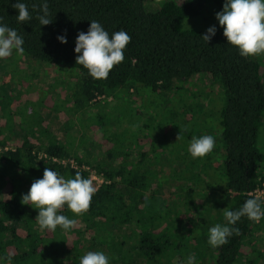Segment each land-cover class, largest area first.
Masks as SVG:
<instances>
[{
    "label": "trees",
    "instance_id": "16d2710c",
    "mask_svg": "<svg viewBox=\"0 0 264 264\" xmlns=\"http://www.w3.org/2000/svg\"><path fill=\"white\" fill-rule=\"evenodd\" d=\"M148 1L155 0H47L53 22L40 25L32 5L43 0H24L33 17L28 23L17 21L18 10L12 7L17 0H0V17L23 38V54L77 72L69 95L74 102L65 109L68 113H89L93 106L101 105L100 98H113L111 106L126 100L115 92L145 88L162 94L173 90L181 93L189 86L216 88L224 96L219 113L223 162L216 167L207 161L199 175L192 173L185 178L190 182L182 212L174 201L173 189L166 190V176L147 163L145 151L129 144L138 137L128 126L137 127L138 119L123 118L116 105V118L115 112L104 117L100 111L87 119L88 129L95 134L94 153L89 156L86 150L83 153L84 138L72 142L69 134L61 135L48 125L50 114L46 118L44 113V118L30 125L13 119V115L7 119L0 116V258L11 255L12 264H80V258L89 252L87 243L95 241L105 246L109 264H186L192 254L196 264H264V250L258 248L255 237L257 229L264 230V218L255 223L242 217L232 226L238 227L240 234L212 248L202 233L193 235L188 217L197 206V194L190 184L194 179L201 182L203 176L210 175L203 191L215 195L220 202L217 205L233 211L242 207L250 193L255 195L264 187V155L258 148L264 114L260 65L253 58L242 57L238 48L228 44L222 30H217L208 44L201 37L207 32L185 29L184 23L202 11L199 0L183 4L166 1L156 11L146 10ZM210 1L223 10L225 0ZM92 20L110 37L120 30L131 36L124 61L106 80L93 79L87 69L76 64L77 36L81 31L87 33ZM59 36H65L67 43H61ZM194 81L203 87L194 86ZM178 117L188 121L181 138L191 140L189 132L193 133L199 123L195 108L182 116L175 113L173 124ZM143 126L141 123V133L146 132ZM188 154H181L180 159L185 160ZM197 163L192 158L193 168L180 177L192 172ZM47 167L65 178H74L79 171L84 178L95 174L104 180L102 184L93 181L97 191L85 215L75 217L67 208L62 211L78 221L76 228L66 233L59 227L55 232H41L35 221L38 210L21 203ZM214 170L220 175L213 174ZM221 176V184L212 183ZM179 227H186V232L179 234ZM0 264L7 261L0 259Z\"/></svg>",
    "mask_w": 264,
    "mask_h": 264
},
{
    "label": "rangeland",
    "instance_id": "374dc122",
    "mask_svg": "<svg viewBox=\"0 0 264 264\" xmlns=\"http://www.w3.org/2000/svg\"><path fill=\"white\" fill-rule=\"evenodd\" d=\"M166 1L171 0H155L150 3L148 1L146 3V10L156 11ZM172 1L179 4L188 1L192 3L197 2V0ZM199 1L203 7L202 11L199 12L198 17L187 20L184 23L185 29L207 32L208 28L215 26L217 30L223 31L216 18V14L222 10L217 9L210 0ZM253 59L260 65L262 82L264 84V56H257ZM76 76L77 72L68 66L46 64L26 54L18 56L14 50L10 58L0 60V116L3 117L5 115L7 119L13 115V119L19 118L21 123L30 125L31 122L34 123V120H37L39 117L44 118V113L46 114V118H48L47 114H50L48 125L53 130H58L60 134H69L70 141L72 142H80L84 138L83 153L86 150L89 156L94 153V150L91 148H93L92 139L95 138V134L92 132V129H88L87 119L89 116L100 111H104L103 116L108 117L109 114L115 112L113 109L115 108L114 105H116L123 118L129 117L131 121L138 119L136 123L137 127L128 126V128H131L133 135L137 131L139 140L134 138L129 141V144L134 143L141 151H145L148 157L147 163L151 166L153 165L156 171L166 176L167 182H169L166 190L173 189L175 192V200H173L176 202L179 211L184 212L186 193L188 191L186 184L190 182V179L185 178L191 176L192 173L195 176L199 175L203 170L204 163L207 161L210 164H216V167H219L220 163L223 162L225 149L219 139V113L224 104L223 94L221 95L216 88H205L203 90L202 88H192V86H189V89L181 93L173 90L162 94H152L150 90L141 88L133 93L128 91L115 92L114 95H124L126 100L116 101L113 106L110 105L113 98H109L108 100L100 98L98 101L100 100L101 107L93 106L89 110V113L81 112L76 115L75 113H68L65 110L67 107L69 108L70 101L72 102L71 105L74 102L73 98L69 97V95L74 87ZM200 84L201 82L198 81L193 82L194 86L203 87ZM191 108H195L199 121L193 133L188 131L191 134V139L194 136L211 135L215 138V148L204 159H196L198 162L197 166L192 172L189 171L182 178L180 177L181 174L191 167L190 160L192 157L189 153L185 159L188 164L185 163L184 158H180L181 154L186 156V153H188L191 140L189 138H181V133L183 134L188 121H185L182 117H178L176 123L173 124V120L175 113L182 116L184 112L191 111ZM114 114L116 118V112ZM141 123L144 125L145 133L140 132ZM127 124L129 123L127 122ZM191 130L193 131V129ZM178 135H180V138L177 140ZM185 135L184 137H186ZM258 148L264 155V114L258 131ZM220 173V171L216 172L214 170L213 174L218 176ZM222 177L214 179L212 183L221 184L220 180ZM207 178L211 179V176H203L201 182L194 179V182L190 183L193 191L197 194L195 196L197 206L194 211L188 213V217L193 235L202 233L205 239L208 240L209 229L217 223L224 225L225 218L223 215L224 208L217 205V202H219L218 198L213 194L203 191L206 187L205 182L209 181ZM178 229L179 234L185 233L187 230L186 227H179ZM59 230L61 229L59 228ZM60 232L64 231L61 230ZM256 233L255 237L258 242V248L264 250V230L257 229ZM87 245L88 251L105 252L106 250L105 246L95 241H89ZM254 258L256 259V257Z\"/></svg>",
    "mask_w": 264,
    "mask_h": 264
},
{
    "label": "clouds",
    "instance_id": "9594fccd",
    "mask_svg": "<svg viewBox=\"0 0 264 264\" xmlns=\"http://www.w3.org/2000/svg\"><path fill=\"white\" fill-rule=\"evenodd\" d=\"M12 7L18 10L17 21L30 22L33 17L24 0H17ZM37 11L36 19L40 25L53 22L47 0L41 4H33ZM223 35L228 44L239 49V54L245 58L264 56V0H225L223 10L216 14ZM0 17V60H6L15 50L18 56L24 53V40L13 28L2 23ZM215 26L208 28L207 34L201 35L206 43L216 35ZM61 43H67L65 36H59ZM131 42V36L123 31H117L110 37L109 33L96 20H92L87 33L81 31L76 39V64L88 70L96 80H106L110 72L125 59V50ZM180 138L178 135L177 140ZM215 148V138L211 135L193 137L188 152L193 159H204ZM97 189L91 178H84L77 171L74 178H65L57 171L47 167L43 178L36 179L29 192L22 196L23 205H31L39 214L35 221L41 232H55L59 227L68 232L77 226V219H71L61 214L67 208L75 217L85 215L91 207L93 196ZM226 224L217 223L209 229L208 244L217 248L227 244L228 238L240 234L238 227H232L246 217L248 220L260 223L264 218V207L260 195L249 194V198L238 210L225 208L223 211ZM12 264L8 255L0 258ZM80 264H109V258L103 251H89L80 258ZM186 264H196L195 254L187 258Z\"/></svg>",
    "mask_w": 264,
    "mask_h": 264
},
{
    "label": "built area",
    "instance_id": "2783aa9c",
    "mask_svg": "<svg viewBox=\"0 0 264 264\" xmlns=\"http://www.w3.org/2000/svg\"><path fill=\"white\" fill-rule=\"evenodd\" d=\"M54 162H58L60 164H66V162L63 161H58L56 159L53 160ZM70 165L74 168L77 169V166L74 164V162H70ZM84 170H88L89 168H83ZM92 180L97 181L99 184H102L104 182V180L101 177H98L97 175L93 174L91 176ZM255 195H260L262 197V201L264 202V187L261 190H258Z\"/></svg>",
    "mask_w": 264,
    "mask_h": 264
}]
</instances>
